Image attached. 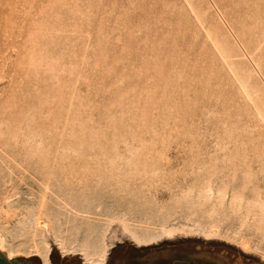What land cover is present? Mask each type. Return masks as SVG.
<instances>
[{
  "label": "rangeland",
  "instance_id": "1",
  "mask_svg": "<svg viewBox=\"0 0 264 264\" xmlns=\"http://www.w3.org/2000/svg\"><path fill=\"white\" fill-rule=\"evenodd\" d=\"M0 245L264 264V0H0Z\"/></svg>",
  "mask_w": 264,
  "mask_h": 264
},
{
  "label": "water",
  "instance_id": "2",
  "mask_svg": "<svg viewBox=\"0 0 264 264\" xmlns=\"http://www.w3.org/2000/svg\"><path fill=\"white\" fill-rule=\"evenodd\" d=\"M0 264H17L15 261L7 259V257L0 252Z\"/></svg>",
  "mask_w": 264,
  "mask_h": 264
},
{
  "label": "bare ground",
  "instance_id": "3",
  "mask_svg": "<svg viewBox=\"0 0 264 264\" xmlns=\"http://www.w3.org/2000/svg\"><path fill=\"white\" fill-rule=\"evenodd\" d=\"M0 251H1V245H0ZM102 260H104V259H102Z\"/></svg>",
  "mask_w": 264,
  "mask_h": 264
}]
</instances>
